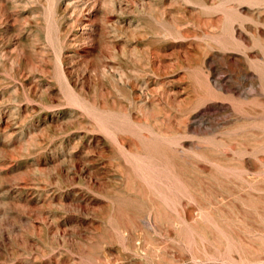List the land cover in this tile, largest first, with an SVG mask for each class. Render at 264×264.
<instances>
[{
    "label": "rangeland",
    "instance_id": "374dc122",
    "mask_svg": "<svg viewBox=\"0 0 264 264\" xmlns=\"http://www.w3.org/2000/svg\"><path fill=\"white\" fill-rule=\"evenodd\" d=\"M263 19L0 0V264H264Z\"/></svg>",
    "mask_w": 264,
    "mask_h": 264
},
{
    "label": "bare ground",
    "instance_id": "6f19581e",
    "mask_svg": "<svg viewBox=\"0 0 264 264\" xmlns=\"http://www.w3.org/2000/svg\"><path fill=\"white\" fill-rule=\"evenodd\" d=\"M81 1H82V0H81ZM90 1H91V0H90ZM78 2H79V1H78ZM84 2H85V1H84ZM97 2H98V1H97ZM79 4H80V3H79ZM89 5H90V4H89ZM80 7H81V6H80ZM73 9H74V8H73ZM83 10H84V9H83ZM77 18H78V17H77ZM77 18H76V19H77ZM263 20H264V19H263ZM263 20H262V21H263ZM79 25H80V24H79ZM88 33H89V32H88ZM91 34H92V33H91ZM236 59H237V58H236ZM239 66H240V65H239ZM239 79H240V78H239ZM254 82H255V81H254Z\"/></svg>",
    "mask_w": 264,
    "mask_h": 264
}]
</instances>
